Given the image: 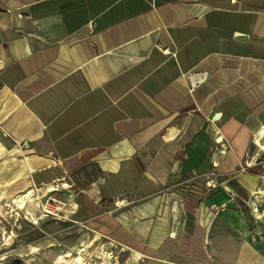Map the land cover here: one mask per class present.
<instances>
[{"label":"crops","instance_id":"crops-1","mask_svg":"<svg viewBox=\"0 0 264 264\" xmlns=\"http://www.w3.org/2000/svg\"><path fill=\"white\" fill-rule=\"evenodd\" d=\"M263 174L264 0H0V201L55 204L47 236L264 264Z\"/></svg>","mask_w":264,"mask_h":264},{"label":"rangeland","instance_id":"rangeland-1","mask_svg":"<svg viewBox=\"0 0 264 264\" xmlns=\"http://www.w3.org/2000/svg\"><path fill=\"white\" fill-rule=\"evenodd\" d=\"M258 189L262 190L257 196L240 197L243 201L249 200L251 210L249 206H245V208L243 206L245 204L238 201L246 218L253 219L254 225L253 228H250L252 236H260L262 231L259 227L264 226V220H262L264 219V211H262L264 206H260L264 205V182H259ZM32 192L29 189L28 192L25 191L18 197L5 198L0 201V264L122 263L116 258L113 259L114 250L117 248L109 244L98 245L87 240L80 241V235L83 233L80 230L70 232L73 235L69 236H75V238L67 244L54 240L51 238L53 235L47 236L42 228V223L41 225L39 222L37 223L35 213L30 211L29 205L34 201L33 205L37 209V214L46 218L50 215L54 216L53 213L57 212L55 204L47 203L46 200L43 202L39 199L34 200L31 196ZM254 208L258 210L259 216L254 212ZM44 209H50L53 213L45 212ZM88 236L90 235L87 234ZM105 252L108 253L106 260L104 259Z\"/></svg>","mask_w":264,"mask_h":264},{"label":"bare ground","instance_id":"bare-ground-1","mask_svg":"<svg viewBox=\"0 0 264 264\" xmlns=\"http://www.w3.org/2000/svg\"><path fill=\"white\" fill-rule=\"evenodd\" d=\"M28 160V159H27ZM26 161V160H25ZM32 161V160H31ZM28 162V161H27ZM26 164V163H25ZM28 165V164H27ZM28 167V166H27ZM29 168V167H28ZM30 169V168H29ZM249 178V177H248ZM251 178V180L249 181V183H248V186L250 187V189H251V192H252V190L254 189V187L256 186V184H257V179L256 178H254V177H250ZM246 180V179H245ZM244 181V180H243ZM244 183V182H243ZM55 186L54 185H47V190L48 191H51V190H53V189H55L54 188ZM57 187H58V185H57ZM62 187V186H61ZM59 188V187H58ZM27 192L29 191V189L28 190H26ZM257 191H253L252 192V195H257ZM44 211L45 212H49V213H51V212H53V211H51L50 209H44ZM254 211H257V209L256 208H254ZM66 217V216H65ZM102 249V248H101ZM106 253V252H105ZM110 254V253H109ZM107 257H108V253H106V255H104V259L106 260L107 259ZM103 260V259H102Z\"/></svg>","mask_w":264,"mask_h":264},{"label":"built area","instance_id":"built-area-1","mask_svg":"<svg viewBox=\"0 0 264 264\" xmlns=\"http://www.w3.org/2000/svg\"><path fill=\"white\" fill-rule=\"evenodd\" d=\"M206 76L205 72H191L188 73L187 78L189 81L190 90L196 87L200 81H202Z\"/></svg>","mask_w":264,"mask_h":264},{"label":"water","instance_id":"water-1","mask_svg":"<svg viewBox=\"0 0 264 264\" xmlns=\"http://www.w3.org/2000/svg\"><path fill=\"white\" fill-rule=\"evenodd\" d=\"M240 201L244 204V201L240 199Z\"/></svg>","mask_w":264,"mask_h":264}]
</instances>
